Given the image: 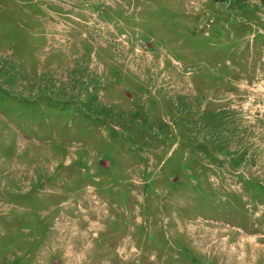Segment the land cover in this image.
<instances>
[{
	"label": "rangeland",
	"instance_id": "rangeland-1",
	"mask_svg": "<svg viewBox=\"0 0 264 264\" xmlns=\"http://www.w3.org/2000/svg\"><path fill=\"white\" fill-rule=\"evenodd\" d=\"M0 264H264V0H0Z\"/></svg>",
	"mask_w": 264,
	"mask_h": 264
}]
</instances>
